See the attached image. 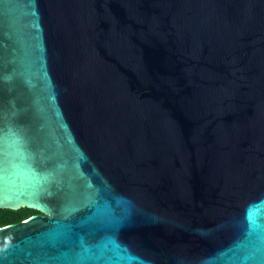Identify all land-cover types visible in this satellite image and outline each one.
<instances>
[{
	"label": "water",
	"instance_id": "1",
	"mask_svg": "<svg viewBox=\"0 0 264 264\" xmlns=\"http://www.w3.org/2000/svg\"><path fill=\"white\" fill-rule=\"evenodd\" d=\"M0 201L3 264H264V0H0Z\"/></svg>",
	"mask_w": 264,
	"mask_h": 264
},
{
	"label": "snow or ice",
	"instance_id": "2",
	"mask_svg": "<svg viewBox=\"0 0 264 264\" xmlns=\"http://www.w3.org/2000/svg\"><path fill=\"white\" fill-rule=\"evenodd\" d=\"M31 2L35 3V0H31ZM21 151H23V149H21ZM0 203H3V201H0ZM245 218L248 225V235H251V233L257 229H260L262 232H264V218L257 217L251 211L246 213ZM67 227L68 226L61 225L59 222H57L56 228L49 230V233H47L49 241L55 244L59 237L64 234ZM109 243L113 246L112 250L114 251L116 258L113 259L112 257H108L106 260L101 259L103 256V249L107 248ZM234 243L237 247L240 246L239 243ZM80 244L81 253L79 255L77 264H134L135 261H139V264H148L147 261L142 260L140 257L134 256L126 245H122L114 238L108 240L107 243L101 246L100 255L92 253L90 246L83 240V238H81ZM247 260V256L239 257L233 261V264H247ZM0 264H3L2 259H0Z\"/></svg>",
	"mask_w": 264,
	"mask_h": 264
},
{
	"label": "trees",
	"instance_id": "3",
	"mask_svg": "<svg viewBox=\"0 0 264 264\" xmlns=\"http://www.w3.org/2000/svg\"><path fill=\"white\" fill-rule=\"evenodd\" d=\"M36 213H40V211L28 207H23L18 210L0 208V227L11 223L20 222Z\"/></svg>",
	"mask_w": 264,
	"mask_h": 264
}]
</instances>
